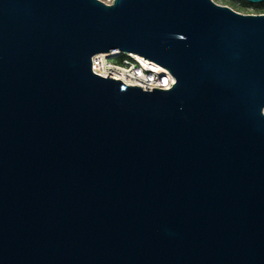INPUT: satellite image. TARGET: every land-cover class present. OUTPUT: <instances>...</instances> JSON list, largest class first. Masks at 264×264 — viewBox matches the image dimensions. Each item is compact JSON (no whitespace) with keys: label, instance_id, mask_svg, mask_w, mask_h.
<instances>
[{"label":"water","instance_id":"95a60500","mask_svg":"<svg viewBox=\"0 0 264 264\" xmlns=\"http://www.w3.org/2000/svg\"><path fill=\"white\" fill-rule=\"evenodd\" d=\"M110 52L173 85L95 75ZM0 264H264V14L0 0Z\"/></svg>","mask_w":264,"mask_h":264},{"label":"built area","instance_id":"2783aa9c","mask_svg":"<svg viewBox=\"0 0 264 264\" xmlns=\"http://www.w3.org/2000/svg\"><path fill=\"white\" fill-rule=\"evenodd\" d=\"M113 0H106L104 1L105 4H111ZM118 59V60H115ZM91 71L100 77L103 78H111L113 80H119L122 83V79L120 80L119 77L121 73L124 72L127 76H135L139 78L140 70L132 68L130 63L138 64L135 57H132L131 54L128 53H120V52H110V53H101L95 54L91 57ZM106 71V72H104ZM143 71V70H142ZM143 73H148L147 71H143ZM119 74V76H115ZM171 77L169 74H167ZM174 81L171 83L167 80L164 76H154L153 78H149L148 84L146 87H140L143 91L151 92L152 89H161L167 90L170 89L173 85ZM126 84V83H124ZM128 85V84H126ZM128 86H136V85H128ZM139 87V86H136Z\"/></svg>","mask_w":264,"mask_h":264},{"label":"bare ground","instance_id":"6f19581e","mask_svg":"<svg viewBox=\"0 0 264 264\" xmlns=\"http://www.w3.org/2000/svg\"><path fill=\"white\" fill-rule=\"evenodd\" d=\"M112 1V0H111ZM132 57H135L136 61L138 64H134V63H130V66L132 68H135L137 70H140L141 72L139 73V78L135 77V76H127L126 73L122 72L121 73V76L119 77V79L128 84V85H136V86H139V87H146L147 84H148V81H149V78H153L154 79V76L157 75V76H164L167 78V80L169 82H173L174 79L172 77H169L167 74L168 72L160 67L159 65L147 60V59H144L136 54H131ZM147 71L148 73H143V71ZM106 72V71H104ZM115 76H119V74H116Z\"/></svg>","mask_w":264,"mask_h":264},{"label":"rangeland","instance_id":"374dc122","mask_svg":"<svg viewBox=\"0 0 264 264\" xmlns=\"http://www.w3.org/2000/svg\"><path fill=\"white\" fill-rule=\"evenodd\" d=\"M100 1L104 2L106 0H100ZM212 1L217 5L226 6L231 10L243 15L264 14V3L250 4L244 0H212Z\"/></svg>","mask_w":264,"mask_h":264}]
</instances>
